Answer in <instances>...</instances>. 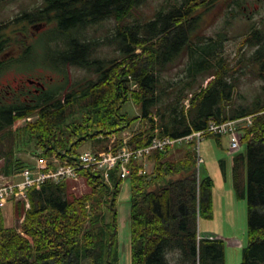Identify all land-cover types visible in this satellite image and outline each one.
<instances>
[{
	"label": "trees",
	"instance_id": "obj_1",
	"mask_svg": "<svg viewBox=\"0 0 264 264\" xmlns=\"http://www.w3.org/2000/svg\"><path fill=\"white\" fill-rule=\"evenodd\" d=\"M45 1L46 9L24 10L16 19L38 28L35 42L46 44L54 68L74 63L98 77L64 91L67 80L60 86L53 76L39 93L11 101L1 91V170L10 175L29 167L15 157V147L26 141L35 144L39 156L78 167L87 140L106 143L115 135L119 147L120 132L138 120L144 128L126 142L133 149L148 146L157 134L180 138L205 130L210 121L253 115L243 133L247 155L233 160V186L240 198H248L249 242L241 264H264V18L245 35L254 51L233 65L224 56V39L198 30L200 6L218 0L170 1L153 19L130 22L127 17L142 0ZM112 18L119 22L115 28L97 35V25ZM17 32L27 61L35 42L22 29ZM15 42L0 24V75L24 57L8 54ZM106 43L117 47L119 59L97 57ZM248 74L260 80L251 99L243 90ZM129 100L139 105L140 115L125 109ZM75 108L83 110L80 119ZM19 119L27 123L14 129ZM196 141L155 150L152 172H139L143 164L131 159L132 264H226L224 240L202 237L198 228L202 215L213 216L214 181L199 176ZM120 171V164L112 168L108 183L102 170L80 168L90 187L82 195L70 191L71 180L48 179L30 188L29 208L21 200L11 202L22 213L26 209L21 230L6 226L0 208V264H119Z\"/></svg>",
	"mask_w": 264,
	"mask_h": 264
},
{
	"label": "rangeland",
	"instance_id": "obj_2",
	"mask_svg": "<svg viewBox=\"0 0 264 264\" xmlns=\"http://www.w3.org/2000/svg\"><path fill=\"white\" fill-rule=\"evenodd\" d=\"M170 1L175 0H142L134 6L127 20L130 22L134 21L135 18L141 21L153 19L159 8ZM39 2V0H0L1 29H4L14 39V42L16 38V42L9 49L8 54H13V56L24 55L23 59L18 60V62L16 61L8 71L0 75V89L4 84L6 85L9 81H12L14 77L25 79L31 77L43 80L48 84L47 80L54 76L53 81H60V86L67 80L64 91H69L76 83H85L87 80L96 79L98 77L97 74L80 67L78 64H61L54 68L49 57L46 55V44L41 40L35 42L40 37V31L33 28L30 24L25 26L22 20L18 21L16 19L18 14L24 15V10H34L35 5ZM199 10L202 12V22L198 29L199 34L222 37L224 39V56L227 61H230L234 65L237 64V61L244 54H246V59L249 57L254 48L249 45L246 46L245 35L254 23L260 22L264 18V0H218L213 3L205 2L200 6ZM118 23L114 18L108 21L104 20L97 25L96 34L105 35L110 29H114ZM94 27L91 28V34L92 30L95 29ZM18 29H22L24 32L23 36L25 34L33 35L32 37L29 36L30 43L33 44L35 42L32 46V51L30 50V53L27 54V61L25 60L26 56L24 53L25 45H21L22 37L17 32ZM57 48L59 49V47ZM116 48L112 43L111 45L108 43L102 44L95 54L101 59L115 57L119 59L120 54ZM65 70H67L66 75ZM244 80V93L251 99L254 93H256L260 80L251 74H248L247 77L245 75ZM132 87H135V85H132ZM124 106L131 113L132 117L140 115L139 105L132 100L126 102ZM74 110L76 118L80 119L83 115V110H79L78 108ZM35 117L32 116L33 119ZM25 123H27L25 119L17 120L14 124V129L24 126ZM138 128H144L139 120L132 124V128L121 131L120 137L125 138L130 136ZM220 139L221 145L215 137H203L199 142L198 148H196L197 153L199 150L200 156L204 159V162L199 165L200 178L203 179L206 176H210L214 181L212 187L213 216L206 218L202 215L198 220V228L202 237L204 236L203 234H206L211 237H220L224 240L226 264H241L243 249L249 242L248 198L247 196L240 198L233 186V158L236 155H247V142L242 139L243 143L240 148L236 151H231L228 137L222 136ZM117 142L118 138H113V136H109L106 143L103 141L93 142L87 140L82 144L80 150L99 149L100 151L107 146L116 145ZM178 149L174 151L180 154ZM38 153L39 149L35 147L32 141H26L19 148L15 147V157L20 158L25 163L31 164V166L34 165V157ZM220 159L225 161L226 168L220 163ZM2 164L3 160L0 161V181H5L7 175H4L1 170ZM152 168H154L153 159L149 160L146 170L151 172ZM70 182V191L76 195H82L90 191V187L84 177H80L78 180H71ZM222 182L226 183L224 187H222ZM244 182L247 191V177ZM117 208L119 264H132L130 178L124 179L121 184ZM3 210L6 226L21 230L24 219L22 215L26 209L23 207L22 213L16 205L9 204Z\"/></svg>",
	"mask_w": 264,
	"mask_h": 264
},
{
	"label": "built area",
	"instance_id": "obj_3",
	"mask_svg": "<svg viewBox=\"0 0 264 264\" xmlns=\"http://www.w3.org/2000/svg\"><path fill=\"white\" fill-rule=\"evenodd\" d=\"M187 106L188 101L186 102ZM252 123L251 117H245L237 120H229L222 123L210 122L205 131L211 133H219L227 135L230 139L231 148L237 149L240 145L239 128L248 126ZM203 131L194 132L186 137L174 139L169 136L155 137L150 146L142 149L131 150L122 147L118 150L109 149L100 153L87 151L82 156L83 166H93L104 170L106 179L109 178V170L121 163L122 177L130 174V169L127 163L132 157L142 158L154 149H164L168 146H173L177 141L186 139L190 140L193 136L201 137ZM202 159L199 158V162ZM22 179L6 178L5 181H0V207H5L12 198H20L28 201L26 191L32 187H39L45 180L53 179L56 181L65 178L78 179L77 168L69 165H60L58 167H50L48 161L44 158L38 160L36 170H23ZM28 204V203H27Z\"/></svg>",
	"mask_w": 264,
	"mask_h": 264
},
{
	"label": "flooded vegetation",
	"instance_id": "obj_4",
	"mask_svg": "<svg viewBox=\"0 0 264 264\" xmlns=\"http://www.w3.org/2000/svg\"><path fill=\"white\" fill-rule=\"evenodd\" d=\"M40 2L35 5L37 10H44L48 7L47 1L45 0H39ZM52 14H55L56 11L53 10L51 12ZM31 26L38 30L37 27H35L34 24H31ZM46 87V84L42 80H35L32 78H18L14 77L12 81H9L6 85L4 84L3 87L0 89V96H2L1 91L6 90V96L9 101L15 100L16 97H24V96H30L31 94H37L41 89H44ZM5 89V90H4Z\"/></svg>",
	"mask_w": 264,
	"mask_h": 264
},
{
	"label": "crops",
	"instance_id": "obj_5",
	"mask_svg": "<svg viewBox=\"0 0 264 264\" xmlns=\"http://www.w3.org/2000/svg\"><path fill=\"white\" fill-rule=\"evenodd\" d=\"M219 143H220V145H221V139H219V140H217ZM235 157V156H234ZM152 160V159H151ZM233 160H234V158H233ZM220 163H223V165H224V167L226 168V163H225V161H223V159H220ZM153 165H154V161H153ZM152 171H153V168H152ZM151 171V172H152ZM226 185V183H223L222 182V187H224ZM227 189V188H226ZM225 189V190H226ZM204 236H208V235H204Z\"/></svg>",
	"mask_w": 264,
	"mask_h": 264
}]
</instances>
